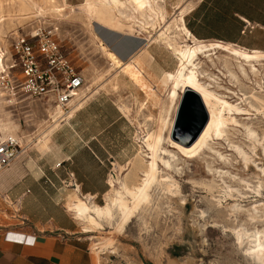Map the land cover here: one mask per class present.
Instances as JSON below:
<instances>
[{"label":"rangeland","instance_id":"374dc122","mask_svg":"<svg viewBox=\"0 0 264 264\" xmlns=\"http://www.w3.org/2000/svg\"><path fill=\"white\" fill-rule=\"evenodd\" d=\"M17 1L0 0V19L4 18L0 26V37L4 40V44L0 46L4 51L2 55L4 71L0 73V124L7 118L19 124L16 138L20 145L25 148L28 155L39 156L47 150L51 133L68 120L65 118L64 121H60L49 137L43 138L42 130L45 123L42 119L48 122L51 120L45 109L53 103L46 97L32 98L19 93L16 88L18 70L10 67V45L15 36L35 35L39 30L44 33L50 32L83 75L84 84L93 91L96 90V93L89 97L87 95L83 100L103 96L117 106L119 104L127 106L129 114L124 115L132 124L131 132L129 139L127 135L128 141L124 144L123 150L119 152V159L122 162L111 166L108 179L121 175L129 186L137 185L140 173L145 169L146 158L141 154V150L144 149L141 144L142 135L146 131H158L160 127L163 136L167 134V125L162 126L161 118L167 113L170 117L173 107L167 99L169 84L162 80L165 72H174L177 68V55L161 43L148 44L145 51L149 52V55L142 65L139 80L134 81L123 69L111 65L100 50L98 40L93 36L94 32L102 34L101 36L109 41V47L123 59L128 58L129 49H138L144 45L145 40L131 36L130 28L113 17L114 10H109L104 18L106 20L108 16L113 18L111 22L113 27L117 28L116 32L96 22L99 17L103 19L102 16L92 14L89 18L80 8L79 4L83 0H48L43 15L39 17H34L33 14L20 15L14 11ZM182 1L158 0L164 7L166 19L172 17L174 10L177 11L175 5ZM255 2L259 7L253 16L260 14L264 18V0ZM56 6L61 7L60 12L55 10ZM187 14L188 12L183 15L184 22ZM152 32L150 29V33ZM233 43L247 49L264 51V25L246 23L241 37ZM211 57L214 64L205 56L200 58L202 68L213 74V80L208 81L210 89L247 109L241 111L245 114H237L236 118L239 123H245L254 129L256 141L246 136L242 125L229 126L225 138L211 145L213 149L227 155L228 160L223 162L208 149H205V153L198 159L183 160L164 139L162 146L179 157L177 164L181 168V173L171 174L178 181L180 192L167 194L166 198L160 186L159 189L153 187L150 201L141 204L131 221L121 230L103 221L100 228L95 226L91 231L84 232L67 206L75 200L76 193L71 189L67 190L60 196L59 203L78 224V234L75 236L79 239L74 238L72 246L77 247L74 249L81 253L80 264H96L98 257L100 264H259L258 260L245 249L250 244L244 241L240 243L236 233L237 229L246 233L253 232L254 229L264 231V137L262 138L264 115L248 105L254 102L250 96L252 94L264 98V59L255 63L254 68L257 69L255 74L247 65H243L245 74H242L237 69V61L235 59L233 61V58L223 51H215ZM225 60L230 63L228 68L234 76L226 71ZM8 78L10 80L7 81ZM11 84L13 90L10 89ZM83 100L81 99L78 104ZM229 142L238 144L244 150L249 157L246 163L243 162L241 154L233 149L229 150ZM207 165L228 172L222 175L221 180L209 173ZM212 178L217 185L208 190L205 183ZM258 181L260 185L256 191L254 187ZM226 186L231 190L228 191ZM226 191L230 195L226 194ZM104 194L93 196V201L103 204ZM234 203H239L242 209L250 210L249 213H252L254 218L250 219L246 210L232 213L230 207ZM16 208V205L8 206L0 198V223L15 224L17 221L9 214ZM19 221L22 224L21 219Z\"/></svg>","mask_w":264,"mask_h":264},{"label":"bare ground","instance_id":"6f19581e","mask_svg":"<svg viewBox=\"0 0 264 264\" xmlns=\"http://www.w3.org/2000/svg\"><path fill=\"white\" fill-rule=\"evenodd\" d=\"M47 2L48 0H18L14 7V11L18 12L20 15L33 14L34 17H39L43 15ZM79 5L89 18L92 17V14L102 16L103 19L99 17L98 20L96 16V22L116 32L117 28H114L112 23L113 18L111 16H108V20L104 18L109 10H114L115 13L113 17L117 19L118 22H122L130 28L132 34H129L131 36H136L138 37L137 39L141 38L145 40L142 47L138 49H129L128 58L123 59L115 50L109 47V41L101 36V33V35H98V32L93 33L94 38L98 40L100 50L107 60L111 62V65H115L120 70L123 69L134 81L139 80L138 78L142 70V65L149 55V52L145 51V47L148 46V44L153 42L161 43L172 50L178 57V65L175 71L165 72L162 80L164 83L169 84L167 99L169 104L173 107L170 117L167 113L161 118L162 126L166 127L167 125V134L163 136L160 131L162 127H160L158 131H146V133L142 135L141 144L144 149L141 150V154L146 159L144 160L145 169L140 173L139 183L129 186L121 175L110 177L107 181L109 189L107 188L108 190L105 191V201L103 204L95 203L91 195L80 196L76 194L75 200H70L71 202L67 205L69 210L81 224V229L84 232L91 231V228L95 226L100 228L103 225V221L108 222L112 226L115 225L117 229L121 230L127 222L131 221L138 207L150 201L153 187L159 189L158 186H160L162 194H164L166 198L167 194H178L180 192L178 181L171 174V172L181 173V168L177 164L179 157H176L175 153L162 146V141L164 139L170 143L169 145L179 153L180 158H183V160L198 159L205 153V149H208L216 154L223 162L228 160L227 155L219 150L213 149L211 145L219 143L218 141L220 139L225 138L229 126L242 125L246 136L256 141L254 129L245 123H239L236 118L237 114H245L241 111H247V109L241 108L239 105L227 100V97L225 98L224 95H220L210 89L208 81L213 80V74L206 72L207 70L202 68L200 65V58L205 56L210 60V63L214 64L213 58L211 57L212 53H215V51H223L227 56L233 58V61L234 59L237 61V69L242 74H245L243 65H247L249 70L255 74L257 69L254 68V65L256 62L264 59V51L259 49H247L233 42L218 39H199L195 37L186 27L183 19L184 13L192 10L193 3H188L187 6L182 3H177L175 5L177 11L174 10L169 20L166 19L164 7L158 0H83ZM55 10L60 12L61 7L56 6ZM3 19L4 18L0 19V26L3 24ZM91 21L93 22V20ZM124 28L125 27H123V29ZM150 29L153 30L152 33H150ZM143 32H146V34ZM2 44H4V40L0 37V46H2ZM3 52L4 51L0 47V73L4 71ZM224 64L228 74L234 76L228 68V64L230 63L225 60ZM188 89L197 93L200 97L207 114V120L196 138L189 145H184L175 141L171 135L179 105L182 99L186 97V94L189 96ZM227 92L231 91L227 90ZM94 93H96V90L93 91L92 88L84 84L80 88L78 94L70 101L69 104L72 108L67 113H64L59 106L49 104L45 110L49 113L51 120L48 122L42 119V122L45 123L44 129L42 130L43 138L49 137V134L60 124L61 119L71 116L73 110L78 106V102H80L82 98L87 95L89 97ZM250 96L253 98L254 102H249L250 104L248 105L253 107L255 111H260L261 114L264 115L263 96L255 94ZM118 108L123 114H129L126 105L119 104ZM18 128L19 124L7 118L6 121L0 124V142L8 136L17 137L16 130ZM263 137L264 129L262 131V138ZM228 146L229 150L233 149L238 154H241L244 163L249 160L247 154L238 144L229 142ZM207 170L213 177H219L221 180H223L222 175L228 172L227 170H222L217 167L213 168L209 165H207ZM2 171H0V174ZM216 185L213 178L205 183L208 190H211ZM259 185L260 183L258 181L257 186L254 187L256 191ZM226 188H228V191L231 190L229 186H226ZM228 191L225 193L230 195ZM240 210H246L249 218H254V215L249 213L250 210L242 209L239 203H234L230 207L232 213L237 211L240 212ZM237 230L238 232L236 235L240 243L244 241L250 244L245 249L248 250V253L252 257L258 260L259 264H264V231L254 229L253 232L250 231L251 233H246V231ZM239 230L241 232H239ZM96 264H100L99 257Z\"/></svg>","mask_w":264,"mask_h":264},{"label":"crops","instance_id":"0c3cea01","mask_svg":"<svg viewBox=\"0 0 264 264\" xmlns=\"http://www.w3.org/2000/svg\"><path fill=\"white\" fill-rule=\"evenodd\" d=\"M190 1L193 10L201 0L182 4ZM239 17L244 21L242 34L250 21ZM131 127L109 98L85 99L51 133L46 151L39 156L26 152L1 172L5 204L19 211L9 214L15 224L0 223V264L81 263V253L72 246L73 239H79L78 224L59 203L60 196L69 189L80 195L104 194L111 166L122 162L119 152ZM18 216L25 219L22 224Z\"/></svg>","mask_w":264,"mask_h":264},{"label":"built area","instance_id":"2783aa9c","mask_svg":"<svg viewBox=\"0 0 264 264\" xmlns=\"http://www.w3.org/2000/svg\"><path fill=\"white\" fill-rule=\"evenodd\" d=\"M9 57L10 67L18 70L16 88L19 93L32 98H49L64 113L69 112L71 107L69 103L83 86L84 78L63 52L53 34L39 30L35 35L15 36L10 45ZM10 86L13 90V85ZM25 154V148L16 137H6L0 142V171L9 168ZM0 198L7 202V193L0 191ZM18 211L17 207L15 213ZM18 218L21 219V223L25 221L21 216Z\"/></svg>","mask_w":264,"mask_h":264},{"label":"trees","instance_id":"16d2710c","mask_svg":"<svg viewBox=\"0 0 264 264\" xmlns=\"http://www.w3.org/2000/svg\"><path fill=\"white\" fill-rule=\"evenodd\" d=\"M255 0H201L185 16V25L199 39L237 42L241 37L244 17L264 25V18L253 16Z\"/></svg>","mask_w":264,"mask_h":264},{"label":"water","instance_id":"95a60500","mask_svg":"<svg viewBox=\"0 0 264 264\" xmlns=\"http://www.w3.org/2000/svg\"><path fill=\"white\" fill-rule=\"evenodd\" d=\"M206 120L207 114L200 97L189 90V96L186 94L179 105L171 136L175 141L189 145L199 134Z\"/></svg>","mask_w":264,"mask_h":264}]
</instances>
